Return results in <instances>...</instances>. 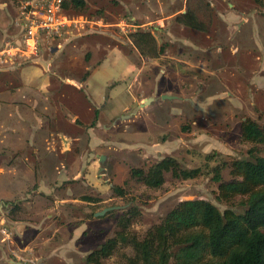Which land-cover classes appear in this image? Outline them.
Here are the masks:
<instances>
[{
	"label": "rangeland",
	"instance_id": "374dc122",
	"mask_svg": "<svg viewBox=\"0 0 264 264\" xmlns=\"http://www.w3.org/2000/svg\"><path fill=\"white\" fill-rule=\"evenodd\" d=\"M37 1L0 0V48L20 37L22 12ZM84 1L82 9H64L87 21L83 29L44 42L31 59L0 64V92L18 85L15 66L23 60L38 81L50 80L27 93L36 116L49 123L34 128L36 134L48 127L51 143L45 159L0 157V231L7 232H0V264H83L126 219L127 230L142 240L183 200L240 213L244 199L225 201L219 184L234 180L231 164L250 149L264 155V146L241 137L246 119L264 125V0H187L186 12L203 30L179 23V15L165 17L181 0ZM136 31L148 36L134 41ZM101 93L96 110L92 96ZM148 98L154 99L143 104ZM59 133L69 139L64 154ZM164 157L199 169L198 176L166 173L152 189L131 175ZM105 208L113 209L94 216ZM133 256L131 246L120 245L102 263L128 264Z\"/></svg>",
	"mask_w": 264,
	"mask_h": 264
},
{
	"label": "trees",
	"instance_id": "16d2710c",
	"mask_svg": "<svg viewBox=\"0 0 264 264\" xmlns=\"http://www.w3.org/2000/svg\"><path fill=\"white\" fill-rule=\"evenodd\" d=\"M70 4L78 9L85 7L84 0L63 1L62 6L68 9ZM178 21L186 27L203 30V24L191 12L180 15ZM147 36L136 31L131 38L142 42ZM241 137L255 146H264V125L246 119L241 124ZM248 154L247 158L231 164L234 180L221 182L218 187L225 201L235 196L244 199L240 213L229 209L221 212L203 199L183 200L148 230L142 240L127 230L130 219H126L121 231L88 253L83 264H103L102 259L120 245L133 248L134 256L128 258V264H169L171 259L174 264H264V155L255 148ZM166 173L175 178L193 179L199 169H181L177 160L164 157L147 169L131 170L134 178L152 189L163 185ZM215 179L221 181L218 173ZM114 191L123 194L122 189Z\"/></svg>",
	"mask_w": 264,
	"mask_h": 264
},
{
	"label": "crops",
	"instance_id": "0c3cea01",
	"mask_svg": "<svg viewBox=\"0 0 264 264\" xmlns=\"http://www.w3.org/2000/svg\"><path fill=\"white\" fill-rule=\"evenodd\" d=\"M186 2L187 0H181L180 6L174 11L168 12L165 17L178 15L180 16L182 14H185ZM142 3L146 6H149L148 4H151L148 0H144ZM168 3L170 4L169 1ZM121 4L124 8L127 6L126 2H123ZM147 12L148 11L145 12L144 16L147 15ZM155 20L156 19L153 18L150 23H154L157 21ZM98 23L102 24L103 26H107L101 21H98ZM23 62L26 61L23 60ZM23 62L17 63L15 66L16 68L18 67V85L15 87H9L5 85L3 87V91L0 92V157L4 158L6 155L5 153L13 152L12 158L16 154L17 158L25 157V160L27 161L29 158L34 160V157L45 159V152L47 150L48 152H50L49 148L51 147L49 138L45 133L46 130L48 132V127H45L47 129L44 128L40 134H36V129L34 128L48 126L49 123H44L41 118H38L36 116L34 110L35 103L31 101V96H29L27 91H35V88H38V90H36L38 92L40 89L45 87V83L49 86L50 80L48 81V79L45 80L43 78L41 82L40 80L38 81V79L36 78H39V76H36L37 73L33 69V66H26L23 64ZM103 64L104 63H102L98 68L102 67ZM92 74L88 79H90ZM88 79L84 81V84L88 82ZM109 86L110 80H108L106 84L107 88ZM102 99L103 93H101L100 95L92 96V103L95 105L96 110L98 109V105L101 103ZM45 100L47 99L45 98ZM45 104L48 107L47 103ZM46 106L42 105V109L40 108L39 111L41 112L45 110ZM54 121L55 119L53 120V122ZM53 124L55 125V122ZM39 128L38 130H41ZM58 138L61 140L63 150H61L60 153L64 154L68 150V143L66 142V140L69 139L64 134L60 133L58 134ZM45 145L47 147H45ZM21 152H23V155H19ZM35 169L36 172L38 171V169H40V171H43L44 173V168L35 166ZM1 172L5 171L1 169ZM28 172L31 173L30 170H28ZM40 190H43L42 186Z\"/></svg>",
	"mask_w": 264,
	"mask_h": 264
},
{
	"label": "built area",
	"instance_id": "2783aa9c",
	"mask_svg": "<svg viewBox=\"0 0 264 264\" xmlns=\"http://www.w3.org/2000/svg\"><path fill=\"white\" fill-rule=\"evenodd\" d=\"M62 4L63 0L29 2L28 9L22 12L20 37L14 43H4V47L0 48V64L12 62L18 57L31 59L44 42L55 41L70 28L83 29L87 21L82 16L68 17ZM120 27L123 29L126 25L121 24ZM0 232L7 233L5 229Z\"/></svg>",
	"mask_w": 264,
	"mask_h": 264
},
{
	"label": "water",
	"instance_id": "95a60500",
	"mask_svg": "<svg viewBox=\"0 0 264 264\" xmlns=\"http://www.w3.org/2000/svg\"><path fill=\"white\" fill-rule=\"evenodd\" d=\"M172 98H173V97H172V96H169V95H162V96H161V99H172ZM153 99H154V98H148V99H146V100L143 101V104H148V103H150ZM103 161H104V157H100L99 162H100V163H103ZM99 171H101V169H99ZM112 209H113V208H105V209H103L102 211L95 213L94 216H95V217L102 216V215H104L106 212L111 211Z\"/></svg>",
	"mask_w": 264,
	"mask_h": 264
}]
</instances>
